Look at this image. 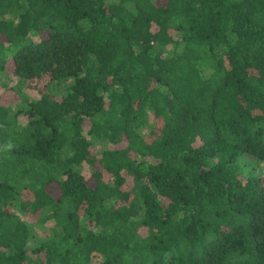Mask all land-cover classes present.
<instances>
[{
    "label": "trees",
    "instance_id": "16d2710c",
    "mask_svg": "<svg viewBox=\"0 0 264 264\" xmlns=\"http://www.w3.org/2000/svg\"><path fill=\"white\" fill-rule=\"evenodd\" d=\"M0 88V264H264V0H0Z\"/></svg>",
    "mask_w": 264,
    "mask_h": 264
},
{
    "label": "rangeland",
    "instance_id": "374dc122",
    "mask_svg": "<svg viewBox=\"0 0 264 264\" xmlns=\"http://www.w3.org/2000/svg\"><path fill=\"white\" fill-rule=\"evenodd\" d=\"M27 91L32 96H37V94H38L37 89L33 88V87H29L28 86ZM0 100L2 102L14 104V101L16 100V98H15V96L13 94H9V93L5 92L3 89L0 88ZM84 175L86 177H88V175H89V170L86 167H84Z\"/></svg>",
    "mask_w": 264,
    "mask_h": 264
}]
</instances>
